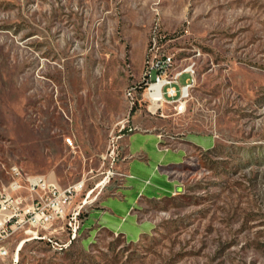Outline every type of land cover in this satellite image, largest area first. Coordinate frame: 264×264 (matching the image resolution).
Masks as SVG:
<instances>
[{"label":"rangeland","instance_id":"374dc122","mask_svg":"<svg viewBox=\"0 0 264 264\" xmlns=\"http://www.w3.org/2000/svg\"><path fill=\"white\" fill-rule=\"evenodd\" d=\"M162 53L196 68L184 110L144 100ZM134 125L187 156L180 190L144 206L152 231L128 242L88 224ZM14 165L76 194L46 227L20 209L0 264H264V0H0V189ZM22 184L13 195L35 206Z\"/></svg>","mask_w":264,"mask_h":264},{"label":"crops","instance_id":"0c3cea01","mask_svg":"<svg viewBox=\"0 0 264 264\" xmlns=\"http://www.w3.org/2000/svg\"><path fill=\"white\" fill-rule=\"evenodd\" d=\"M125 141L121 185L105 196L88 225L97 226L95 233L102 230L136 242L154 228V222L143 217L146 203L169 198L180 190V180L173 174L185 162L187 149L163 143L160 133L136 125L129 127ZM189 141L201 147L215 144L213 137L203 135Z\"/></svg>","mask_w":264,"mask_h":264},{"label":"built area","instance_id":"2783aa9c","mask_svg":"<svg viewBox=\"0 0 264 264\" xmlns=\"http://www.w3.org/2000/svg\"><path fill=\"white\" fill-rule=\"evenodd\" d=\"M173 64V56L167 53L155 54L147 62L144 71L145 86L143 95L144 100L149 103L148 108L152 112L156 110L151 109L154 104L157 105V109H162L164 104H173L174 108L179 111L184 110L186 106V99L189 97L195 83L196 68L193 64H190L184 69L174 71ZM153 72H155L154 77ZM184 73H188L189 78L186 83L182 84L180 78ZM133 92V90H130V96H133ZM9 173L12 181L9 185L0 189V211L8 210L12 212L13 210V212L0 224V257L9 253V250L1 244L3 238L9 234L8 227H6L8 223L20 221L29 225L39 224L46 227L51 219L64 215L65 205L70 203L76 194L75 188L62 189L55 181H50L45 175H25L17 165L12 166ZM23 179L31 193L38 194L35 206L26 207L24 199L21 196H14L12 193L23 186ZM50 196L53 200L46 202ZM20 209L23 211L24 217L16 221L14 218L18 215ZM21 246L20 244L16 250L17 255Z\"/></svg>","mask_w":264,"mask_h":264},{"label":"bare ground","instance_id":"6f19581e","mask_svg":"<svg viewBox=\"0 0 264 264\" xmlns=\"http://www.w3.org/2000/svg\"><path fill=\"white\" fill-rule=\"evenodd\" d=\"M128 93H129V95H130V90H129V92H128Z\"/></svg>","mask_w":264,"mask_h":264},{"label":"trees","instance_id":"16d2710c","mask_svg":"<svg viewBox=\"0 0 264 264\" xmlns=\"http://www.w3.org/2000/svg\"><path fill=\"white\" fill-rule=\"evenodd\" d=\"M144 85H145V83H144Z\"/></svg>","mask_w":264,"mask_h":264}]
</instances>
